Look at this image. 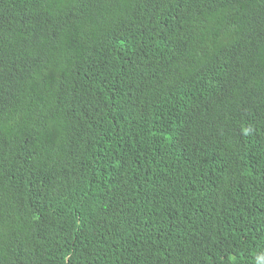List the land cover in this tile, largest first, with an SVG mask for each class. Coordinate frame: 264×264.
I'll return each mask as SVG.
<instances>
[{"label":"trees","instance_id":"1","mask_svg":"<svg viewBox=\"0 0 264 264\" xmlns=\"http://www.w3.org/2000/svg\"><path fill=\"white\" fill-rule=\"evenodd\" d=\"M0 264H264V0H0Z\"/></svg>","mask_w":264,"mask_h":264}]
</instances>
